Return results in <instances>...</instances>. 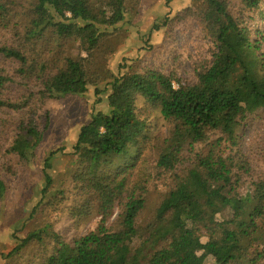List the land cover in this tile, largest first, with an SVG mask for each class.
Listing matches in <instances>:
<instances>
[{
  "label": "trees",
  "instance_id": "trees-1",
  "mask_svg": "<svg viewBox=\"0 0 264 264\" xmlns=\"http://www.w3.org/2000/svg\"><path fill=\"white\" fill-rule=\"evenodd\" d=\"M192 1L214 46L211 59L195 67L192 84L138 65L112 77L105 111L91 114L72 147L76 167L69 215L79 221L95 212L100 222L69 244L52 235L53 247L38 264H129L145 248L156 249L147 264H203L208 256L215 264H264V177L249 175L248 164L237 162L233 153L241 123L258 110L264 113V26H250L257 16L264 19V0H242L240 13L228 0ZM14 2L0 0V30H10ZM32 3L25 32L10 44L0 43V158L12 170L33 158L49 127L48 113L38 115L36 104L83 95L101 78L89 73L84 57L66 55L62 46L77 43L90 57L126 14L125 0ZM47 32L53 36L45 38ZM241 95L250 96L249 102ZM152 110L170 125L168 135L154 143V167L143 155L151 140ZM55 153L43 162L42 196L52 185ZM187 155L190 164L182 168ZM153 170L168 176L169 191L141 246L133 248ZM245 176L250 183L243 190ZM5 190L0 173V199ZM116 206L118 226L111 230L106 221ZM40 237L23 239L14 251Z\"/></svg>",
  "mask_w": 264,
  "mask_h": 264
},
{
  "label": "rangeland",
  "instance_id": "rangeland-1",
  "mask_svg": "<svg viewBox=\"0 0 264 264\" xmlns=\"http://www.w3.org/2000/svg\"><path fill=\"white\" fill-rule=\"evenodd\" d=\"M228 3L233 12H242V0H228ZM14 6L16 16L9 31L0 30V43H12L13 37L23 34L28 26L32 0H17ZM125 6L124 21L114 31L108 29L110 34L90 57L78 49L77 43L69 42L61 48L66 55L84 57L89 73L98 74L101 78L95 79L83 95L36 104L38 115L48 113L49 127L29 162H19L12 170L5 167L0 158V173L6 184L5 194L0 199V264H38L53 247L52 235H58L69 244L98 226L100 216L95 212L79 221L69 215L73 204L70 178L76 167L72 147L80 127L89 121L91 114L105 111L109 82L113 76L138 65L157 67L165 73L174 74L183 84H192L196 80L195 67L211 59L214 46L195 16L196 7L192 0H125ZM243 15L255 16L248 12H243ZM252 25L254 28L256 25L263 27L264 19L257 16L255 22L250 23ZM154 26L158 29L153 30ZM51 36L52 33L47 32L45 38ZM58 47L53 46V50L58 52ZM261 49L264 52V40ZM240 100L248 103L250 96L241 95ZM148 124L151 140L148 144L146 142L143 155L154 167V143H160L168 135L170 125L161 119L157 110H152ZM237 142V147L233 148L236 161L248 164L249 175L264 177L262 110L248 115L241 123L237 130ZM51 152H56L49 170L52 185L42 196L43 162ZM10 159L4 158L5 161ZM190 159L187 155L182 168L190 164ZM153 173L154 178L148 183L143 197L144 206L136 218L138 236L132 244L133 248L141 246L146 226L153 221L158 205L169 191L168 176L157 175L154 170ZM244 182L243 190L249 185L250 176H245ZM119 212L116 206L108 217L106 226L109 229H117ZM33 234H41L40 239L30 238L20 250L14 251L23 239ZM202 240L205 241V238ZM155 250L145 248L141 254L133 256L129 264H147ZM203 264L215 262L208 256Z\"/></svg>",
  "mask_w": 264,
  "mask_h": 264
}]
</instances>
